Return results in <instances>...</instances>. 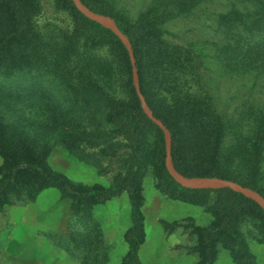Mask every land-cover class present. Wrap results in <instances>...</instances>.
Instances as JSON below:
<instances>
[{"label": "trees", "instance_id": "obj_1", "mask_svg": "<svg viewBox=\"0 0 264 264\" xmlns=\"http://www.w3.org/2000/svg\"><path fill=\"white\" fill-rule=\"evenodd\" d=\"M82 1L113 17L133 43L142 91L171 130L176 169L187 177L231 179L264 196V0H153L137 13L116 0ZM212 1L219 6L208 12ZM55 4L72 14L67 28L42 29L36 21L42 0H0V211L14 196L33 200L47 187L73 193L77 205L128 192L132 225L120 264H143V145L156 130L163 145L156 161L161 189L204 205L214 216L213 227L201 231L208 258H216V243L221 242L237 264H258L243 223L254 215L264 221L263 206L231 187L179 183L167 167L165 133L137 93L126 45L73 0ZM191 17L202 20L197 31L171 30L172 23ZM208 25L212 33L205 35L199 26ZM209 57L246 82V107L232 111L219 106L204 82ZM54 133H61L58 142L69 153L82 158L94 147L99 164L120 156L122 170L109 186L73 189L48 164L57 145ZM117 145L124 148L120 155ZM258 230L254 235L264 240V224Z\"/></svg>", "mask_w": 264, "mask_h": 264}, {"label": "rangeland", "instance_id": "obj_2", "mask_svg": "<svg viewBox=\"0 0 264 264\" xmlns=\"http://www.w3.org/2000/svg\"><path fill=\"white\" fill-rule=\"evenodd\" d=\"M116 1L122 8L137 13L153 0ZM42 2L36 19L42 29L54 25L70 26L73 16L69 11L59 9L55 0ZM218 6V1H212L207 10L212 12ZM201 21L185 18L172 23L170 28L187 34L197 31ZM199 27L205 35L212 33L211 25ZM207 62L205 86L216 96L219 106L232 111L246 107L247 102H242V97L248 86L241 76L221 70L211 57ZM237 94L238 98L234 99ZM260 97L264 100V89ZM53 137L57 145L48 164L55 172L67 177L77 191L109 186L122 170L120 156L111 160L105 157L99 164L94 147L87 148L89 155L82 158L69 153L58 142L61 133H54ZM115 141L119 142V136ZM161 146L158 131L152 130L146 135L143 151L147 165L141 178L146 223V237L140 251L143 264H237L221 242L216 243L214 260H210L207 250L202 248L201 231L211 229L215 220L204 205L170 197L161 189L156 162ZM119 148L117 145L116 151L120 155L124 148ZM130 205L128 192L106 202L84 201L79 205L73 193L60 187L44 188L33 200L14 196L0 211V263L120 264L129 249L126 235L132 225ZM248 219L243 223V229L249 248L258 264H264V240L254 235L255 231L260 232L258 227H263L264 221L256 215Z\"/></svg>", "mask_w": 264, "mask_h": 264}, {"label": "water", "instance_id": "obj_3", "mask_svg": "<svg viewBox=\"0 0 264 264\" xmlns=\"http://www.w3.org/2000/svg\"><path fill=\"white\" fill-rule=\"evenodd\" d=\"M76 6L80 11H82L85 15L90 17L93 20H96L103 25H105L108 28H111L115 33L120 37V39L123 41V43L126 45L130 56L131 61L133 65V71H134V82L135 87L137 88V93L142 101V104L145 108L146 113L148 116L156 123L158 124L165 133V139H166V150H167V167L170 173L176 178V180L181 183L185 187L189 188H206V187H231L237 191L242 192L243 194L247 195L250 198H253L255 201H257L260 205L264 208V196L254 190L253 188L250 189V187L244 186L241 183H238L231 179H225L221 177H204V178H188L185 175H183L181 172H179L173 161V139H172V133L169 127L163 122L162 119L157 117L153 111V109L148 104V101L142 91L141 87V81H140V75H139V69L137 65V58L135 54V50L133 47V43L131 42L129 36L121 30V28L118 26L117 22L113 19V17L106 15L101 12H97L92 10L89 6H87L82 0H73Z\"/></svg>", "mask_w": 264, "mask_h": 264}]
</instances>
